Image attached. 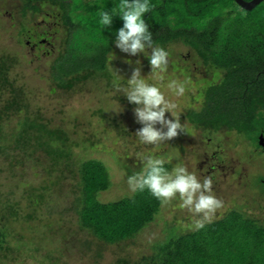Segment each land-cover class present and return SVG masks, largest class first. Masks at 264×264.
<instances>
[{"label":"trees","instance_id":"obj_1","mask_svg":"<svg viewBox=\"0 0 264 264\" xmlns=\"http://www.w3.org/2000/svg\"><path fill=\"white\" fill-rule=\"evenodd\" d=\"M227 1L233 0H225L224 6L233 5V7L241 9L237 3L228 4ZM40 6L35 5L32 12H37ZM215 7L219 8V6ZM257 7H263L260 13L261 17H264V2ZM161 15L166 17L164 14ZM26 17L25 7L20 17L18 31L8 36L0 21V142L5 141L1 138L2 122L7 117L11 119L12 115H18L25 108L24 119L12 130L10 141H5L8 144L0 145V264H73L71 261L76 255L81 254L89 235L104 242L100 245L102 248L115 247L137 237L138 233L143 232L158 215L159 201L151 194H145L148 192L147 190L143 193L138 192L135 197L116 194L110 199V191L108 192L110 180L106 166L93 158L90 160L78 157L79 152L89 154L88 151L91 148L99 149L108 145L109 139L106 135L108 129L104 125L105 116L101 115L100 117V113L104 110L103 108L114 107V104L112 106L106 104L103 108L101 107L96 119L84 120V123L80 122L79 114L69 113L74 122L71 128L56 125L52 121L45 122L42 117V108L35 107L37 104L34 101L38 96L61 92L69 102L78 103L85 99L83 94H86L85 90L89 91L86 86H89L90 80L95 81L97 78H103L107 82L108 88L115 89V79L111 75L109 65L101 69L93 68L90 63V65H82L80 71L58 80L54 68L65 56L66 43L63 42L64 50L62 46L59 49L56 46L53 51H50L51 56L56 57L52 68L43 71L41 65H34L33 73H38L40 77L32 74L26 80L18 70L25 61L20 55L17 56L16 49H21L25 53L24 49L27 48V53L32 54L31 42L36 43L39 42V39L46 38L44 35L38 34V28H32L26 23ZM180 23L184 26L179 29L180 33L175 35L171 32L169 37L158 38L155 43L165 49L170 48L174 44V40H179L190 48L192 47L189 44L197 48L204 46L203 59L206 62V64L203 62L204 65L215 64L216 61L222 62L215 52H213L214 56H211V50L206 46V42L199 41L204 35L210 34L209 36L216 43L218 39H216L215 30L217 28L215 30L206 29L202 33H198V26L195 27L183 21ZM256 25L261 28V25ZM258 27H253L246 33L239 29H234V32L246 36L248 32L258 30ZM195 28L197 29L195 30ZM258 36L255 38L257 39ZM210 46L212 45L209 44ZM55 50L57 51L55 52ZM112 50L116 56L115 47ZM44 54L45 52L32 58L39 62L43 60ZM193 57L195 59V56ZM178 58L179 55L175 57L174 61H171L172 69H169L168 76L191 80L193 77L192 71H190L191 66L185 61L181 62ZM131 60L129 58V61ZM26 64L28 65L26 69L29 70L30 63ZM240 67L242 66L240 65ZM240 67H237V72ZM232 68L235 70V67ZM227 72L233 73L229 69L226 70ZM234 75L236 76V74ZM236 78L234 77V79ZM233 82L221 78V83L206 93L205 100L210 101L209 104L206 107L204 105L198 112L195 110L197 107H191L189 111L190 105L194 104L180 105L181 103H179V106L183 107V109L177 110L180 119L184 121L183 116L188 112L196 115L186 122V124L193 125L192 128L186 126L188 134H182L168 144H174L179 150L185 151L186 146L192 143L188 140L191 138V134L196 136L201 133L205 138L220 136L221 105L216 97L227 96L231 87L235 90V86H226ZM42 85L43 91L40 90ZM32 96H34L33 100ZM73 96H77V99L72 102ZM115 98H118L122 103L127 101L120 92ZM254 99L252 102L254 104L259 103L258 100L264 102V99H258V97ZM222 103L228 104L227 101ZM130 106L135 107L132 104ZM230 110H232L231 106ZM259 110L264 113V110ZM261 118L264 120V117ZM78 126L92 128L90 138H87L85 143L84 141L79 142L73 137L77 135ZM100 128L105 135L102 143L98 144L97 142L101 141L102 137L100 136L98 140L94 137L100 133ZM229 130L233 132L234 129L233 127L227 128V132ZM161 147L159 146L154 154H157ZM257 148H261L260 151L264 152L260 144H257ZM191 161L194 163L196 159H191ZM10 179L15 183H11ZM32 179L36 183H31ZM261 179L264 180V177ZM231 180L228 182L232 184ZM236 183L241 188L239 196V200H241L240 203L239 201L232 203L231 207L235 205L244 213L238 215L233 212L230 215V220L222 223L221 221L220 223L210 221L209 224L212 223V226L209 225L210 230L207 232V236H203V248L196 239L199 237L197 232L194 233V231L191 233L193 235L187 236L185 233L171 230L166 232L165 240L153 245L150 255L133 257L122 255L114 257L109 264H264V237L262 235L264 219L255 220L250 215L251 213L256 215L258 214L256 211H259L250 206L259 204L260 210L263 211L261 216H264V185L261 186L262 191L258 190L257 192V196L259 195L263 199L251 201L247 195H244L243 191L246 187L243 185V181L239 180ZM262 183L264 184V181ZM64 187L67 188L66 191L69 189L70 195L73 197L66 209L58 208L59 203L55 201V198L61 196V191L66 192ZM219 189H221V185ZM99 193H102L100 198L102 201L98 199ZM112 199L114 200L112 201ZM220 210L217 209L214 212V219L221 217ZM250 219L256 222L259 228H250L252 224ZM211 228L212 231L215 230L214 228H220L219 237H214L216 232L212 233ZM79 232H82L83 235H78ZM205 245L209 248L207 249Z\"/></svg>","mask_w":264,"mask_h":264},{"label":"rangeland","instance_id":"obj_2","mask_svg":"<svg viewBox=\"0 0 264 264\" xmlns=\"http://www.w3.org/2000/svg\"><path fill=\"white\" fill-rule=\"evenodd\" d=\"M224 2L225 0H150L152 10L150 13L146 14L145 17L146 23L153 33L154 42H156L158 38L166 39L170 36L171 32L175 33V35L180 33L179 29L184 27L180 21L186 24H192L195 27L198 26V29L195 28L198 33H202L206 29L215 30V28H217V30H215L217 34L216 39H218L217 42L214 43L213 38L209 36L210 34L204 42L211 41L210 44L212 46L209 47L211 56H214L213 52H215L222 62L216 61L213 65H204L203 62L206 64L203 59L205 47L199 46V48H197L189 44L195 51L191 54L195 56V60H197L195 62H197L198 71L196 72V69H193V77L189 80L190 85L188 91L183 97H173L167 89H165V94L177 103V110L180 108L183 109V107L179 106V103H181L180 105L194 104L193 106L190 105L189 111L191 107H197L195 110L198 112L204 105L206 107V105L209 104L210 101L207 102V100H205L207 96L206 93L208 90H213L216 85L221 83V78L234 81L226 86H235V90L231 87L227 96L216 97L221 105L222 134L217 141L221 144L222 151L235 161V163H230V165L236 164L235 174L216 177V183L212 185L214 195L222 202V206L219 208V210L221 209V217L214 219L215 215L213 213L210 219L205 222L203 228L194 230L191 227V214L188 213L187 210H181L175 207L178 201H173L168 205H162L159 202L157 206L158 215L143 232L138 233L137 237L128 240V242H122L115 247L109 246L108 248H102L100 245L104 244V242L98 239L96 240L92 235H89L86 246L81 251V254L76 255L74 260L71 261L73 264H109L114 257L122 255H129L132 257L150 255L153 245L165 240L166 232L171 230L178 233H185L187 236L194 231V233L197 232V236L201 238L197 237L196 239L199 241V244H201V248H203V236H207V232L210 230L209 225L212 226L214 221L217 223H220V221L221 223L229 221L230 215L233 212L238 215L244 213L235 205L231 207L232 203L234 204L236 201L240 203L241 200H239L241 188L238 183H236L238 180L243 181V185L246 187L243 192L244 195H247V198H250L251 201L263 199V197L257 196V192L258 190L262 191L261 186L264 185L262 183L264 180L261 179L264 177V152L256 151L255 149L257 148V144L260 143L258 139H264V120L261 118L264 117V113L259 110H264V102L263 100L262 102L258 100L259 103L257 104L252 103L256 97H258V99H264V17H261L260 13L263 7L256 6L257 8L255 7L253 10L245 13V10L243 11L242 8L238 9L233 7V5L224 6ZM119 3L120 0H0V21L2 27L5 29V34L8 36L18 31V26L21 21L20 17L25 7L27 13L26 23L29 26L31 25L29 17L31 16L32 19H35L33 18L32 12L35 5L44 6L40 12H36L37 17V14L44 13L42 12L44 8L55 9L58 11V14L61 13V24L65 27H63L61 31L58 30L54 40L58 41L57 48L59 49L60 46H62L64 50L63 42H65L66 38V52L64 58L58 62L54 68L56 73L55 76L58 80L66 76L68 77L69 74L80 71L82 65H90V63L93 68L101 69L109 65V70L114 79H116V70L119 75L130 78L133 69L138 66L136 64L137 60L142 62L143 69L141 74L146 76L150 72V66L149 61L143 54L130 57L120 52V50L112 44L115 31L123 26V21L119 17H114L113 25L110 29H103L99 24V11H110L113 7L118 6ZM226 3L234 4L235 2L233 0L231 2L227 1ZM215 6H219V8ZM222 6L224 7L222 8ZM160 14H164L167 18L163 15L160 16ZM61 19L59 21H61ZM38 21L40 22L41 20L39 19ZM38 21L36 19L32 21L34 28H38ZM178 23L181 25H176ZM256 24L261 25V28ZM253 27H258L260 30L258 29L251 33L248 32L246 36L234 32V29H239L243 33H246L247 30ZM40 29H38V31ZM257 35L259 36L256 39L255 37ZM58 36L61 37L60 39L63 42L61 40L59 41ZM184 42H186L185 39ZM8 44L10 45V43ZM231 44L239 45L232 46ZM113 47H115V51L118 53H116L117 58L114 61L112 57V51H114L112 50ZM166 50L171 54L169 71V69H172L171 61H174L175 57L182 53L187 55L189 47L186 48L183 46V42L174 40V44L170 48H166ZM24 51L25 53H23L21 49H16L17 56L20 55L25 61L21 68L18 69L19 73L25 79H29L32 74L40 77L38 73H33L34 65H41L43 71H48L52 68L53 61L56 57L51 56L49 52L43 55L44 58L42 61L36 62L32 57L39 56L41 54L40 52H36L34 55L28 54L27 48H25ZM56 51L57 50H55V52ZM129 58L130 60L132 59L131 65L127 62ZM28 62L30 63L29 70L26 69L28 68L26 64ZM180 65H182V63H180ZM240 65L242 67H240ZM232 67H235V70ZM237 67H240L238 72ZM228 69L233 71L236 76L232 72L226 73ZM234 77L237 78L234 79ZM106 83L107 82L103 78H97L95 81L90 80L89 86H86L90 93L85 90L86 94H83L85 99L81 102L71 103L63 93L57 92L59 94L51 93L47 96H38L34 101L35 104H37L35 107L42 108V117L45 119V122L52 121L56 125L71 128L74 122L69 113L79 114L80 122L84 123V120L90 121L91 118L96 119L101 107L103 108L106 104L108 106L114 104V107L103 108L104 110L100 113V117L101 115L105 116L104 125L108 129V133L106 134L109 139L107 141L108 145L99 149L91 148L88 151L89 154H82L79 152L78 157L90 160L93 158L106 166L110 180V187L108 190V192L110 191L111 193V195L109 193V197L111 196L110 199L116 194H121L124 197L132 195L135 197L139 191L133 192L129 189L127 177L131 175L133 171H139L141 168L140 162L137 159V153L147 154L153 146L141 144L135 137V132L142 127V125L136 122L134 116L133 109L136 106L131 107L128 101L122 103L118 98L116 99L115 96H118L119 93L116 87L115 89L108 88ZM41 88L40 90L43 91V85ZM33 97L34 96H32V100ZM76 97L77 96H73L72 102L77 99ZM224 101H227L228 104L222 103ZM120 106L123 111H121L122 109ZM230 106L232 110H230ZM251 109L253 110L251 111ZM32 111H30V113H32ZM117 111L121 112L117 113ZM252 113L254 114L253 116ZM24 114L25 108L18 115H12L11 119L7 117L2 122L3 132L1 138L5 141H10L12 130L24 119ZM194 115L196 114L191 112H188V114L186 113L183 116L185 122L181 119V123L192 128L193 125H190V123L186 124V122L191 120ZM231 127L234 129L233 132L230 130L227 132V128ZM77 129V135L73 137L79 142L84 141L85 143L87 138H90L92 128H81L78 126ZM104 135V131L100 128V133H97L96 137H94L96 140H98L100 136L102 137L101 141L97 142L98 144L102 143ZM192 135L195 134H191L190 136ZM201 135L202 134L196 135L194 141L199 142ZM223 139L225 141H223ZM5 141H1L0 145H7L8 142ZM195 145L194 143H190L189 146H186V150L183 151L179 150L176 145L165 142L155 155L165 160V166L169 170L177 164H184L189 171H195L200 177V175L203 174L197 171L195 167L193 170L189 169V167H192L195 163L194 162L193 165L189 164V158L193 156V158L197 157L196 152L192 151L196 149ZM1 174L5 175L4 173ZM210 176L211 175L208 177ZM230 180L233 182L232 184L228 182ZM9 181L15 183L11 181V179ZM213 182L215 181L212 180V183ZM31 183L36 182L32 179ZM220 183L221 189H219ZM224 187L225 189H223ZM66 189L67 188L64 187V191H66ZM70 194L69 189L65 193L61 191V196L55 198V201L59 203L58 208L66 209L69 207L73 199ZM101 194L102 193H99V200ZM145 194L149 195L150 193L146 192ZM113 200L114 199H112V201ZM250 207L259 211H256V213H258L256 215L255 213L248 214L255 220L264 219V216H261L263 211L260 210L259 204H253ZM221 211L223 212L221 213ZM210 221H212V223L209 224ZM250 221H252L250 228H259L256 222L252 219H250ZM214 229L215 230L212 231L211 228L212 233L216 232L214 237H219L218 232H220V228ZM79 234L83 235L82 232H79L78 235ZM262 235L264 237V230L262 231ZM205 247H207V249L209 248L207 245H205Z\"/></svg>","mask_w":264,"mask_h":264},{"label":"clouds","instance_id":"obj_3","mask_svg":"<svg viewBox=\"0 0 264 264\" xmlns=\"http://www.w3.org/2000/svg\"><path fill=\"white\" fill-rule=\"evenodd\" d=\"M151 10L150 0H120L118 6L110 11L101 10L98 13L103 29L112 27L114 17L123 21V26L115 31L112 44L130 57L143 54L150 66V72L143 76V64L137 60L138 66L133 69L130 78L119 75L115 69L116 89L136 106L134 116L136 122L142 125L135 132V137L139 143L153 146L147 154L137 153L141 168L127 177V184L133 192L147 190L162 205L178 201L175 207L187 210L192 217L191 227L198 230L204 227L222 202L213 193L210 177L201 180L195 171H189L184 164H177L169 170L165 160L154 154L165 142L188 134L186 125L179 118L177 103L165 94V89L173 97H183L190 81L168 76L171 54L153 40V33L145 20ZM112 57L113 61L117 58L113 52ZM128 63L132 64L131 61Z\"/></svg>","mask_w":264,"mask_h":264},{"label":"flooded vegetation","instance_id":"obj_4","mask_svg":"<svg viewBox=\"0 0 264 264\" xmlns=\"http://www.w3.org/2000/svg\"><path fill=\"white\" fill-rule=\"evenodd\" d=\"M43 7L44 6L41 5L37 12H40ZM42 12H44V13L43 14H37L38 17L36 16V12H34L33 18H35L37 21L39 19L41 20L40 22L38 21V23H37L38 29L41 28L38 31L39 32L38 34L44 35L46 38L39 39V42H36V43L33 41L31 42L30 47H31L32 54H34V55L36 52H40V53L45 52V54H46L47 52L50 53V51H53L56 48V46L58 45V41L54 40L55 34H57L58 30L61 31V29L63 27H65V26H62V24H61V22H62V19L60 17V16H62L61 13L58 14V11H56L55 9L52 10V9L44 8V11H42ZM29 18H30L31 25H32V21L35 19H32L31 16ZM60 19H61V21H59ZM32 28H33V25H32ZM66 28H67V26H66ZM48 37H49V39H47ZM207 37H208V35H204L202 38L199 39V41L204 42V40H206ZM60 38L61 37L58 36L59 41L61 40ZM65 42H66V38H65ZM210 43H211L210 41L206 42V46H208V48H209ZM183 46L186 48L189 47V46L184 45V44H183ZM193 52H194V50L189 47L187 55L182 53L181 55H179L178 59L181 62H184V61L187 62L191 66L190 71H193V69H196V72H197L198 71V65H197V62H195L197 60H195L191 54ZM211 65H213V64H211ZM195 138H196V136L193 135V136H191V138L188 139L189 141L194 143V145L196 144L195 145L196 149H194L192 151L196 152V156H197L195 158H193L194 156L189 158V161H190L189 164H192V165H193V162L191 161V159H196L194 165L192 167H189V169L193 170L195 167V169L197 171H200L203 175H205V176L200 175L201 180L203 179V177H208L209 175H211L210 178L213 181H215L212 183V185H213L216 183V177H219L221 175L235 174V172H236L235 165L236 164L230 165V163L231 164L235 163V161H233V159H231V157L228 156V154H225L222 151L221 144H219L217 141L220 138L218 135H215L214 138H212V137L205 138L201 135L199 142L194 141ZM223 141H225V140L223 139ZM260 149L261 148H256L255 150L260 151ZM220 185H221V183H220Z\"/></svg>","mask_w":264,"mask_h":264},{"label":"water","instance_id":"obj_5","mask_svg":"<svg viewBox=\"0 0 264 264\" xmlns=\"http://www.w3.org/2000/svg\"><path fill=\"white\" fill-rule=\"evenodd\" d=\"M242 9L246 10V11H251L253 10L256 6H258L259 4H261V2H263L264 0H234ZM260 141V145L263 147L264 149V139L259 138Z\"/></svg>","mask_w":264,"mask_h":264}]
</instances>
